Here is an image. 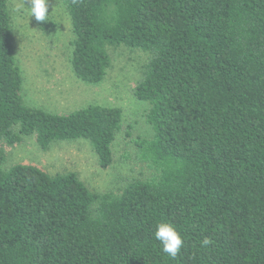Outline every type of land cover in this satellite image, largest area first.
I'll list each match as a JSON object with an SVG mask.
<instances>
[{
  "label": "trees",
  "instance_id": "16d2710c",
  "mask_svg": "<svg viewBox=\"0 0 264 264\" xmlns=\"http://www.w3.org/2000/svg\"><path fill=\"white\" fill-rule=\"evenodd\" d=\"M62 1L80 80L103 81L111 48L148 54L134 95L149 105L153 136L136 145L152 175L98 193L74 171L3 167L2 143L35 136L45 150L88 139L106 169L123 110L28 106L0 0V264H264V0ZM162 221L184 239L174 258Z\"/></svg>",
  "mask_w": 264,
  "mask_h": 264
},
{
  "label": "rangeland",
  "instance_id": "374dc122",
  "mask_svg": "<svg viewBox=\"0 0 264 264\" xmlns=\"http://www.w3.org/2000/svg\"><path fill=\"white\" fill-rule=\"evenodd\" d=\"M14 52L23 75L22 95L28 106L64 114L89 104L120 107L123 127L114 144V161L104 169L92 143L85 138L54 142L42 149L35 136H24L6 152L3 167L35 165L50 174L76 172L90 190L119 191L131 181L147 179L150 169L137 159L136 140L149 139V105L134 95L148 54L136 48L110 49L111 67L102 82L90 84L76 77L71 58L75 35L62 0H49L47 20L30 16V0H10Z\"/></svg>",
  "mask_w": 264,
  "mask_h": 264
},
{
  "label": "clouds",
  "instance_id": "9594fccd",
  "mask_svg": "<svg viewBox=\"0 0 264 264\" xmlns=\"http://www.w3.org/2000/svg\"><path fill=\"white\" fill-rule=\"evenodd\" d=\"M49 13V0H30V16L37 21L47 20ZM155 239L159 241L162 251L169 257H176L184 243L183 236L178 228L170 222L162 221L156 225ZM208 243L207 240L204 241Z\"/></svg>",
  "mask_w": 264,
  "mask_h": 264
}]
</instances>
